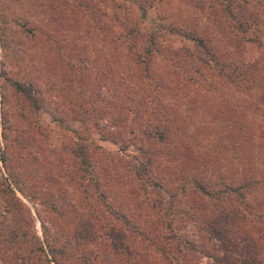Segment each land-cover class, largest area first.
Wrapping results in <instances>:
<instances>
[{
  "label": "rangeland",
  "instance_id": "1",
  "mask_svg": "<svg viewBox=\"0 0 264 264\" xmlns=\"http://www.w3.org/2000/svg\"><path fill=\"white\" fill-rule=\"evenodd\" d=\"M229 1L232 15L244 14V23L235 22L238 27L227 19V10L219 8L215 0L111 2L124 5L144 32L158 30L161 25L196 30L211 39L217 50H227L223 55L226 61L257 60L260 66L258 55L264 53V0ZM137 2L145 7L143 18L139 16ZM30 13L23 4H11L9 0L0 3V30L6 44L5 48L0 44V66L3 63L7 77L31 81L40 89L42 98L39 109L32 110L13 93L8 81L0 78V156L3 154L0 187L12 188L26 205L38 235L40 221L48 224L52 217L40 204V196L55 201L65 213L72 208L69 228L82 236L92 229L87 226L95 221L94 217L100 218L99 209L94 213L90 209L94 203L91 183L87 178L81 179L75 169L72 151L83 145L94 166L98 189L105 192L115 211L110 223L125 235L124 245L129 251L147 259L143 264L162 262L135 229L158 239L167 237L169 232L182 238L175 248L179 263L189 259L192 264H225L226 256L233 250L228 247L227 253L223 240L215 232L223 222L216 201L199 194L186 175L193 172L191 167L196 172L204 170L206 175L213 172L231 177L240 166L239 157L251 155L261 159L254 160L252 170L264 175V105L258 101L256 91L248 93L232 88L209 65L203 70L204 75L186 71L188 68L181 61L183 55L179 53L169 55L176 66L155 55L150 64L153 78L144 80L141 72L134 75L128 55L114 49L102 37L103 22L108 19L101 11L94 18L90 16V21L81 11L78 13L81 17L70 30L67 28L73 24L64 15L60 25H67L62 27V33H66L55 46L43 37L35 41L25 33L27 23L23 21H27ZM214 16L221 25H227L226 34L216 29L210 20ZM235 36L238 38L231 41ZM158 42L166 51L186 48L194 57L207 59L192 41L179 35L163 33ZM29 53L33 67L27 60ZM33 56L40 59L38 64ZM78 56L85 63L82 69L78 68ZM127 76L138 77L140 82L122 83L121 78ZM92 109L98 110L97 124L92 117L79 120L81 112L88 115ZM157 118L170 124L165 129L167 138L163 144L141 133ZM150 154L153 160L149 180L143 183L135 178L131 168L135 161H144ZM9 169L18 171L22 189L34 196L15 189L10 183ZM254 194L257 200H264L259 190ZM118 213L124 214L131 227L126 228L115 217ZM106 228L93 231L89 247L104 244L118 260L114 264H127L123 251H113L110 243L117 240L105 232ZM187 242L192 248H188Z\"/></svg>",
  "mask_w": 264,
  "mask_h": 264
},
{
  "label": "trees",
  "instance_id": "2",
  "mask_svg": "<svg viewBox=\"0 0 264 264\" xmlns=\"http://www.w3.org/2000/svg\"><path fill=\"white\" fill-rule=\"evenodd\" d=\"M9 1L11 4H23L26 6V11H32L27 21H23V24L27 23V26L23 29L35 41L37 38L43 37L45 42L54 43L55 46L60 36L66 33V31L62 33V27H67V25H60V20H65L64 15H66L67 22L73 24L70 28H67L70 30L74 28L73 26H75L77 19L81 17L78 15L81 11L85 13L83 16H88L89 21L90 16L93 17L97 14V11H101L108 19V21L103 22L102 37L114 49L121 50L128 55L131 65L134 67V75H137L138 71L139 73L141 72L140 77H143L144 80H152V69L150 67L152 58L158 55L162 59L170 61L169 55H177L179 53L183 55L184 59H181V61L187 66L188 69L186 71L196 72L197 76L204 75L203 70L208 69L205 67L210 66L213 73L216 76H220V79L232 86V88L243 92L247 91L248 93L256 91L259 98L258 101L264 105V77H259V74H264V53H259L258 55L260 66L256 62L257 60L248 61L243 59L237 63H230L223 58L224 52L226 53L227 50H217L218 48L212 45V40L206 39L203 33L199 35L196 30L186 31L184 28H176L174 25L172 27L161 25L158 30L152 29L149 32H144L139 26V21L128 14L124 5L111 2L112 0H109V2L106 0ZM215 1L220 4L219 8L222 6L227 10L225 13L228 16L227 19H232L233 23L236 22L238 25L244 23L243 13L236 16L229 11L228 8L232 3L231 1ZM1 2L3 0H0ZM102 2L103 9L101 10L100 4ZM136 4L139 9V16L143 18L145 16V7L142 3L137 2ZM214 17V19L210 20L214 22L216 29L218 30L219 28L222 34H226L225 28L227 25H221L220 20L216 16ZM14 20L17 21L15 18ZM236 23L234 26L238 27ZM163 33L179 35L192 41L200 53L206 55L207 59L203 61V58L194 57L186 48L168 49L166 51L163 46L158 45V39ZM3 38V30H0V44L2 48H5L6 44ZM236 38L238 37L235 36L234 39L231 37L230 40L234 41ZM227 46H231L230 43ZM234 46L236 45L234 44ZM77 59L78 68H84L85 63H82V57L78 56ZM27 60L31 62L30 67H33L34 61L30 57V53ZM34 60L37 64L40 62V59H35V57ZM170 65L176 66L174 61H170ZM0 67V78L2 77L8 81L13 93L21 97L30 109L37 111L40 104H42L40 89L29 80L20 81L5 76L3 63ZM254 71L256 76H253ZM133 80L134 82H140L138 77L132 79L127 76L124 80L121 78L122 83L123 81H128V84H130ZM151 97L154 99V94ZM97 113L98 110L95 109H92L88 115L85 112H81L79 120L85 121V118L92 117L97 124L95 119ZM169 125L168 120L165 122V119H153L149 125L150 127L141 131V133L146 138L155 139L157 144H163L167 138L165 129L169 128ZM130 132L133 131L131 130ZM72 154L76 158L74 161L76 172L81 179L87 178V182H90L92 186L93 192L91 196H94V203H91V212H98L99 209L100 218L94 217L95 221L87 226L92 227V229H88L89 231H85L82 236H79L69 228V219L73 212L72 208L69 207V211L65 213L55 201L38 196L40 204L52 216L48 224L42 220L40 221V234L38 235L33 228V217L26 205L15 195L12 188L8 187V190H4L0 187V264H114V261L118 262V260L115 259L114 253L105 249L104 244L98 243L90 245L91 248L89 247L93 231L98 229L105 230V226H107L105 232L111 233L117 240L116 243H110L113 251L116 253L123 251L124 256H127L125 257L127 264H143L147 260L143 256L140 257L138 254L129 251L128 247L124 245L123 237L125 235L120 234V231L115 230L110 223L111 214L115 213V211H113L114 209L105 192L98 189L97 175L94 172V166L85 147L78 145L72 151ZM0 160H3V154L2 157L0 156ZM152 160L153 155L150 154L147 155L144 161L137 160L133 163L131 170L136 179L143 183L149 180L148 171H150V162ZM254 160L258 161L261 159H257L255 155L239 157L240 166H237L238 169L231 177L223 173L215 174L213 172L206 175L203 174L204 170L196 172L197 170L191 169V167L190 170L193 172H188L189 174L186 175L190 184L199 194L206 197L209 201H216L217 213L220 214L223 222L220 230L215 232L223 240L225 244L224 250L227 253L228 247L233 250L230 251L229 255L226 254L225 264H264V200H257L254 197V193L257 190L264 194V175L252 170L251 166ZM8 175L10 176V183L20 194L24 195L25 192L34 196L31 191L22 189L21 184H23V181L18 171L9 169ZM1 193H3V197ZM70 212L71 214L69 215ZM115 217L126 228L131 227L130 222L125 219L123 213H118ZM167 227H170V223H167ZM148 230L150 229L148 228ZM134 232L147 241L162 264H192L189 259L185 263L178 262L175 248L182 238H176L175 233L169 232L167 237L164 235L158 239L145 233L144 230L135 229ZM99 239L101 241V237ZM192 246V244L188 243V248H192ZM131 257L136 259L132 261ZM148 264H150V261Z\"/></svg>",
  "mask_w": 264,
  "mask_h": 264
}]
</instances>
